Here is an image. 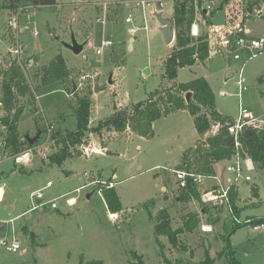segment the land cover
Wrapping results in <instances>:
<instances>
[{"label":"rangeland","instance_id":"1","mask_svg":"<svg viewBox=\"0 0 264 264\" xmlns=\"http://www.w3.org/2000/svg\"><path fill=\"white\" fill-rule=\"evenodd\" d=\"M122 1L131 0L23 4L26 7L19 11L15 25L18 8L14 12L8 10L0 0V68H8L16 59L36 96L34 105H28L24 97L19 98V104L27 106L18 123L19 134L32 137L38 129L44 130L27 157L22 155L27 149L11 156L6 153L5 129L0 122V183L4 191L0 202L4 230L0 236L16 238L22 247L16 253L0 249V264H132L138 261V255L144 264H194L207 254L215 264H225L226 254L220 253L229 244L233 257L241 264H264L263 232H255L244 223L234 230L233 217L225 206L195 198L181 199L174 169H179L183 154L200 139L193 116L186 108L156 119L152 124L153 136H140L129 127L121 132L89 131L86 144L77 147L80 156L67 158L60 165L48 160L59 149L51 139V132L75 128L76 114L68 105L76 104V95H88L91 99L92 128L112 114L114 105L129 108L137 101L147 100L154 90L184 98V92H177V82L204 77L214 92L216 111L232 122L238 116V108L245 107L258 120L255 124L264 127V51L244 64L242 72L247 88L241 97L236 96L237 75L228 80L224 77L226 66L239 67L241 63L233 60L223 47L205 61L180 67L177 77L171 80L164 74V63L175 40L171 45L165 43L156 15L172 19L173 1L167 0L160 7L134 9L132 23L123 19L125 14L119 5ZM244 1L232 0L218 7L220 0H205L204 7L210 5L215 9L211 16L213 24L241 21L244 9L240 5ZM246 23L261 35L264 18L254 14ZM144 24L146 29L142 28ZM208 25L199 22L198 32L207 36ZM131 27L139 28L130 33ZM71 30L76 39L92 42L86 43L78 54L64 45L70 40ZM16 38L23 46L18 55L13 52ZM105 38L112 40V45L96 55L91 45L99 46ZM56 54L66 60L68 79L37 85L34 76L37 68ZM220 90L227 94L222 95ZM32 107L36 110L30 113L28 109ZM3 114L0 104V118ZM215 125L218 124L211 126V133L217 131ZM83 146L89 150L98 147L102 152L85 154ZM217 163L220 171L224 167L223 182L227 177L233 178L226 171L224 160ZM85 172L87 176H83ZM244 173L250 174L251 180L238 179L234 184L237 196L233 203L240 221L246 216L264 214L260 202L264 198V172L255 167L245 169ZM99 175L115 182L113 188L121 207L118 219L109 218L112 210L106 206L101 190L96 189L87 199L93 185L75 189ZM38 192L43 199L37 202ZM75 195L76 202L67 205L66 199ZM52 200L56 207L51 208ZM165 210L171 227L180 230L174 243L166 235L155 233V223ZM203 225L210 228L204 230Z\"/></svg>","mask_w":264,"mask_h":264},{"label":"trees","instance_id":"2","mask_svg":"<svg viewBox=\"0 0 264 264\" xmlns=\"http://www.w3.org/2000/svg\"><path fill=\"white\" fill-rule=\"evenodd\" d=\"M8 10L15 11L23 4L47 5L56 4V0H3ZM232 0H220L218 7L231 3ZM248 5L260 2V0H249ZM172 20L175 29V44L164 63V74L167 78L174 80L177 77V70L182 66H190L199 61H205L209 57L208 37L202 32L197 35L190 34V27L195 22L211 24V11L208 15L204 11V0H173ZM217 7V8H218ZM246 9H244L245 13ZM243 13L242 22L249 16ZM241 33V32H240ZM35 60V59H34ZM33 60V61H34ZM24 62V61H23ZM34 75L38 82L37 85L47 84L50 81L68 79L69 68L65 58L60 54L54 55L49 62L40 65ZM177 92H184V98L180 94L173 95L167 92L159 93V90L150 92L147 100L137 101L131 107L113 108L109 116L100 119L98 124L90 127L91 99L88 95H76V104H69V108L76 114L75 128L69 130L55 129L51 132V139L59 149L52 153L48 160L50 163L62 164L64 160L73 156H80L81 152L78 146L86 144V136L89 131L101 133L103 129L121 132L129 127L140 136L150 137L154 135L152 128L153 122L169 113L172 110L186 108L193 116L195 130L199 134V141L194 144V148L186 151L182 156V163L179 169H186L195 173L214 174V164L220 160H227L235 152L234 135L227 129V123H230L228 116L215 110V95L210 88L208 81L204 77H199L187 82H181L176 85ZM74 91L73 93H75ZM187 92L190 93L189 100L186 101ZM28 99L29 103L34 105L36 96L34 89L30 86L27 78L24 76L22 65L14 59L6 69L0 68V104L4 111L0 122L5 129L4 146L6 153L13 156L19 152L31 148L35 142L29 144L28 139L22 137L18 131V123L26 111L25 104H19V98ZM173 97V98H171ZM166 99V100H165ZM185 99V100H184ZM201 107L204 109L201 110ZM33 107L28 109L31 113ZM214 124H219V131L212 134L210 128ZM39 132L44 131L38 129ZM41 135V134H40ZM240 141L239 150L242 156H249L254 165L264 172V128H255L246 125L238 132ZM104 147V145H103ZM236 186L232 185L230 191V200L233 204L234 214L238 216V209L233 203L237 194ZM181 199H201L200 191L194 185L190 178L180 189ZM254 193L255 190H254ZM102 194L106 206L112 211L121 209L118 195L113 187H102ZM264 205V198L260 200ZM258 205V204H255ZM251 216H246L249 218ZM242 224V223H241ZM235 223L233 229L241 226ZM193 224L189 228H191ZM180 232L173 229L168 221L167 211H162L159 220L155 223L156 235H166L171 243L175 242L176 235ZM231 230L228 229L229 234ZM227 234V235H228ZM226 237V236H225ZM227 238V237H226ZM226 254L225 264H241L233 257L231 245H227L220 255ZM135 255V253L133 254ZM138 261L132 264H144L140 255L136 256ZM199 263L194 264H215L212 257L204 255Z\"/></svg>","mask_w":264,"mask_h":264},{"label":"built area","instance_id":"3","mask_svg":"<svg viewBox=\"0 0 264 264\" xmlns=\"http://www.w3.org/2000/svg\"><path fill=\"white\" fill-rule=\"evenodd\" d=\"M167 0H131V1H122L119 2V5L123 9V13L125 14L123 19H125L126 22L132 23L134 21V9H143L150 6H159L163 3H166ZM173 1V0H172ZM107 4H104L106 6ZM21 6L17 9L14 16V22L15 25H17L16 18L19 14V11L23 9ZM245 15L251 16V15H261L262 13V7L258 6V4H255L252 6L251 11L248 12L247 8H245ZM213 8L210 5H207L204 7L205 14H209ZM125 11V12H124ZM105 11L103 14V18L105 17ZM142 19L146 21L145 15H142ZM102 23H104V19H101ZM146 24L142 26V28L146 29ZM139 27H131L129 29L130 33H135L136 30ZM191 33L192 35L198 34V29L195 25L191 26ZM207 36H208V45L209 50H213L215 52H218L220 48H224L227 51V54L233 58L235 61H239L241 64L236 68V85H237V97H241L244 90H246L245 85V77L243 76V66L244 64L251 58L255 57V55L260 54L264 51V26L261 31V35L259 36H250L248 35V31H246L245 26L240 21H232V22H226V23H217L209 25L207 30ZM241 32V33H240ZM34 35L37 34V31L34 30ZM17 43H15V46L13 48V52L15 54L21 53L23 50V46L21 45L20 41L16 38ZM87 44H91L90 40H87ZM112 40L110 39H102L99 46H94L93 44L91 47L95 50L96 55H100L105 48V46L112 45ZM234 67V66H232ZM142 74V72H141ZM88 75V74H87ZM87 76L83 75L82 79L86 80ZM222 95H226L227 92L224 90H220ZM239 113L237 118L227 123V129L228 131L234 135V146L236 148V152L226 160L225 167L226 171L233 175L232 177H227V179H224L225 182H223V177L219 176L217 174H200L195 173L193 171H188L186 169H174L175 177L177 186L179 188H183V186L186 185L187 179L190 178L195 186L198 187L201 195V200L204 202L210 203L211 205L215 206H225L227 207L229 213L233 217V223H244L249 224L251 229L255 232H263L264 233V214H259V216H251L249 218L241 219L239 220V217L234 214V208L233 204H231L230 200V191L232 188V185L235 184V181L238 179H242L243 182H247L251 180V175L248 173H244V170H252L256 166L252 162L251 158L247 155L242 156L239 150L240 141L238 140V132L241 130L243 126L251 125L252 127L257 128L258 126L255 124L258 122L256 118L253 116L252 112L250 110H247L245 107H239L238 108ZM219 125V124H218ZM215 125L217 131H219V126ZM218 127V128H217ZM258 128H264V127H258ZM51 127L47 128V132H50ZM216 131V132H217ZM215 132V133H216ZM212 133V134H215ZM32 148V147H31ZM31 148H28L24 152H22V155L27 157L28 152L32 150ZM101 152L99 148L93 147L92 149H88L86 146H83V152L85 154H89V152ZM88 174L85 172L83 176H87ZM210 179L211 181L209 183H206V180ZM115 182L111 180H103L99 178H93L89 180L84 185H81L79 187H76V191L80 190V188H83L85 186L93 185L96 186V189H99L102 191V187H113ZM47 186L51 185L50 181L46 182ZM236 186V185H235ZM202 187V189L200 188ZM4 196L3 191V185L0 183V202L2 201ZM77 195L71 196L66 199L67 205L71 206L74 204L77 200ZM35 199L38 201H42L43 195L41 192L36 193ZM43 203V202H42ZM50 206L56 207V202L52 200L50 202ZM119 211H111L109 213V218L111 219H118L119 218ZM4 222V221H3ZM3 222H0L1 224ZM204 230L209 229V225H203L202 227ZM21 244L18 239H9L5 236H0V249H5L9 252L16 253V251H19L21 249Z\"/></svg>","mask_w":264,"mask_h":264},{"label":"water","instance_id":"4","mask_svg":"<svg viewBox=\"0 0 264 264\" xmlns=\"http://www.w3.org/2000/svg\"><path fill=\"white\" fill-rule=\"evenodd\" d=\"M252 6H253V4L247 6L248 12L251 11ZM156 18H158L159 22L161 23V33H162V37H164L165 43L168 45H171L176 38L173 20L170 18H162L159 14L156 15ZM69 39L70 40L67 41V43H64V45L66 47H68L75 54L82 52L87 40L82 42V41L76 39L72 30L70 32V38ZM132 40H133V38H131V41ZM114 60H116V58ZM235 74H236V68L235 67H227L224 70V77L226 80L232 78ZM76 88H77V86H76V84H74L72 92H74L76 90ZM189 97H190V93L187 92L186 101L189 100ZM115 108H116V106L114 105V109ZM39 136H40V132L37 131L35 133V135H33L32 137L29 135H26L25 138L28 139L29 144H32L33 142L37 141ZM95 190L96 189L93 188V190H91L90 193H87L86 198L88 199L90 197V195ZM0 228H1V226H0Z\"/></svg>","mask_w":264,"mask_h":264},{"label":"crops","instance_id":"5","mask_svg":"<svg viewBox=\"0 0 264 264\" xmlns=\"http://www.w3.org/2000/svg\"><path fill=\"white\" fill-rule=\"evenodd\" d=\"M205 1V0H204ZM247 1H249V0H246V1H244L241 5H240V7H242L241 9H245V8H247V6H248V2ZM255 4H258V6H260V7H262V13H261V15H259V16H261L262 18H264V0H260V2H258V3H255ZM241 9H240V11H241ZM213 10H215L214 8H213ZM212 10V11H213ZM247 11H248V9H247ZM215 12V11H214ZM213 12V13H214ZM208 15V14H207ZM211 16H212V14H211ZM211 16H209V17H211ZM253 15H251V16H249V17H247L243 22H242V20L240 21L244 26H245V28H246V31H248V35H250V36H253V37H255V36H259L260 35V32L259 33H257V32H254V30H252L253 29V26L252 25H248L246 22L249 20V19H251V17H252ZM212 18V17H211ZM227 22H232V21H227ZM224 23H226V21L224 22ZM213 24V22H212V19H211V24L210 25H212ZM192 25H195L196 27H197V29L199 28V22L197 23L196 21L192 24ZM209 26V25H208ZM209 57L210 56H214L215 54H216V52L215 51H213V50H209ZM208 57V58H209ZM207 58V59H208ZM227 67H232V66H226L225 67V69L227 68ZM224 69V70H225ZM177 83H181V82H177ZM220 112V111H219ZM223 114V113H222ZM224 115V114H223ZM96 148H98V147H96ZM104 148V147H103ZM101 151V150H100ZM102 152V151H101ZM225 162H226V160H224ZM217 164L218 163H215L214 164V167H215V174H217V175H219V176H222L223 177V175H224V167H221V171L219 170L220 169V167H218L217 166ZM113 175H114V173H113ZM112 175V176H113ZM97 178H99V179H103L100 175L97 177ZM103 180H105V179H103ZM177 183V182H176ZM177 185V184H176ZM81 186V185H80ZM79 187V186H78ZM178 187V186H177ZM93 188H95L96 189V186H93ZM179 189H181V188H179ZM165 190V189H164ZM36 201L38 202V200L36 199ZM119 211V210H118ZM120 213V212H119ZM109 219V218H108ZM113 220V219H112ZM208 224V223H207ZM0 226H1V228H0V231H2V230H4V226L0 223Z\"/></svg>","mask_w":264,"mask_h":264}]
</instances>
